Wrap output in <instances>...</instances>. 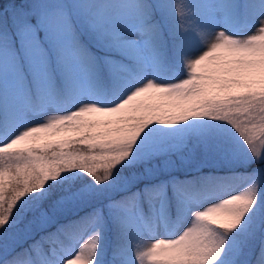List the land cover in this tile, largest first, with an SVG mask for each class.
Wrapping results in <instances>:
<instances>
[{
    "label": "snow or ice",
    "instance_id": "1",
    "mask_svg": "<svg viewBox=\"0 0 264 264\" xmlns=\"http://www.w3.org/2000/svg\"><path fill=\"white\" fill-rule=\"evenodd\" d=\"M0 264H264V0H0Z\"/></svg>",
    "mask_w": 264,
    "mask_h": 264
}]
</instances>
